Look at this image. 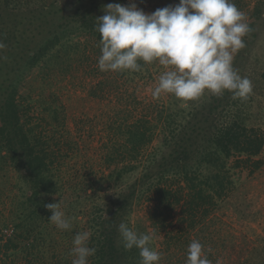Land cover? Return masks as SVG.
I'll use <instances>...</instances> for the list:
<instances>
[{
    "label": "rangeland",
    "instance_id": "374dc122",
    "mask_svg": "<svg viewBox=\"0 0 264 264\" xmlns=\"http://www.w3.org/2000/svg\"><path fill=\"white\" fill-rule=\"evenodd\" d=\"M68 1L75 3L67 6L62 2L64 14L68 10H76V4L80 6L78 0ZM245 1L251 9L254 0ZM109 3V0L103 1V6ZM119 3L125 6L135 3L145 13H152L158 8L175 6L179 0H120ZM31 9L32 6L22 11L28 13ZM82 9L83 6H80L79 10ZM33 12L35 18L27 31V42H31L32 33L36 36L35 41H32H40L58 23L57 16L45 17L44 10L41 12L36 9ZM17 13L14 15L17 18L14 23L21 20L25 24L27 19L22 17L25 14ZM74 24L69 25V33L62 41L63 45L52 49L47 57H43L26 72L16 97L24 114L21 120L26 119V126L32 129L31 135L48 140V149L55 150L51 170L57 179L58 194L53 196L55 201L51 203L60 201V210L70 219L72 227L67 230L69 234L65 235V230L56 228L50 222L46 225L50 232L47 233V240H42L36 246L40 247L36 250L37 257L30 258L32 262H25L23 255L17 252L8 258L13 259L12 264H33V261L36 264H52L53 255H63L72 264L74 236L85 231L91 233V225L86 221L90 220L94 205L99 200L112 205L115 192L132 186L145 171L146 155L158 154L159 158L168 154L167 149L166 152L162 149L159 153L155 151L161 133H167L165 125L157 118L161 106L178 110L189 105L172 94L162 93L158 99L153 98L152 91L160 75L171 70L158 61L143 65L140 71H100V48H96L93 41L86 38L84 31ZM257 27L255 36L246 40V46L234 55L233 66L242 77H248L253 85L247 122L264 129V24L260 22ZM65 47L68 49L65 50ZM8 70L3 69L5 75ZM139 118L148 120L154 126L152 138L141 150V155H137V170L125 176V179L117 180L108 176V171L120 165L114 161L109 162L108 158L115 153L123 139L119 128ZM255 158H260L263 163L253 173L242 167L231 168V192L218 201L217 208L211 213L197 218L193 228L189 225L181 228L182 224L177 220L180 215L179 205L172 210L167 228L179 235L181 243L170 244L169 250L164 243L163 231L151 225L149 214L155 200L151 197L153 192L144 193L147 178L141 179L143 184H137L136 188L132 186L136 194L123 218L137 233L155 234L150 247L162 254L159 264H185L187 248L193 240L203 245L211 264H239L240 260L244 264H264V148ZM232 164L233 160L229 159L228 166ZM155 170L154 166L153 174ZM89 178L94 180L93 188L87 187L78 201V188ZM153 180L157 185L162 182L156 178ZM0 189V224H7L0 229L1 244L13 234L10 203L12 199L16 201L22 195L21 192L28 188L23 179L19 178L16 168L7 163L0 167ZM70 202L80 203L73 209V206H69ZM74 210H81L76 220L71 218ZM170 253L172 256L167 257ZM247 256L250 259H245ZM3 257L0 251V258Z\"/></svg>",
    "mask_w": 264,
    "mask_h": 264
},
{
    "label": "trees",
    "instance_id": "16d2710c",
    "mask_svg": "<svg viewBox=\"0 0 264 264\" xmlns=\"http://www.w3.org/2000/svg\"><path fill=\"white\" fill-rule=\"evenodd\" d=\"M56 1L0 0V40L6 44V48L0 50V57H6L0 59V167L10 163L28 188L21 192L22 195L16 201L12 199L10 203L13 234L0 244V251L4 255L0 258L1 264H12L13 259L8 258L17 252L23 255L25 262L37 257L36 250L40 247L36 246L42 240L46 241L47 233H50L47 226L51 222V215L46 205L54 202L53 196L58 194L57 179L51 170L55 150L48 149V140L32 136V129L26 126V119L21 120L24 114L16 97L24 83V76L43 57H47L52 49L63 45L62 41L68 35L71 23L82 29L86 38L92 40L96 48H100V34L96 30V24L97 17L105 14L101 7L106 0H78L83 9L79 10L80 6L76 4L77 9L73 12L68 10L67 14H64L61 3ZM109 1L119 3L120 0ZM62 2L67 6L75 3L68 0ZM233 2L246 14L252 29L244 37L246 41L255 36L254 31L260 22L264 24V0H254L251 9L245 0ZM31 6L33 9L28 13L22 11ZM36 9L46 11L45 17L57 16L58 23L40 41L33 42L36 36L32 33L30 38L33 41L27 42V31L35 18L33 11ZM17 12L25 14L22 16L27 19L25 24L21 20L20 23H14ZM141 65L145 63L141 62ZM4 68L10 69L6 75ZM250 97L251 95L247 100L234 99L228 91L216 96L206 90L200 98L185 101L189 104L187 108L169 110V106L165 105L158 111L157 118L165 125L167 133H161L155 151L159 153L162 149L166 152L167 149L169 152L159 158L158 154L146 155L145 171L132 186L136 188L137 184H143L141 179L147 178L144 193L153 192L151 197L155 200L149 214L151 225L163 231L167 250L170 244L181 243L179 235L167 228V221L176 206L179 205L180 215L177 220L182 224L181 228L188 225L193 228L197 218L211 213L217 208L218 201L231 192V168L242 167L253 173L261 167L262 160L255 157L264 148V129L247 122L250 117ZM153 128L148 120L141 118L119 128L123 139L108 159L120 166L109 170L108 176L121 180L137 170V155H141V150L151 140ZM126 156L129 158H125ZM229 159L233 160L231 167L228 166ZM154 166L155 174L152 173ZM154 178L162 182L157 185ZM93 183L94 180L89 178L78 188V201L87 187L93 188ZM132 186L115 192L112 205L99 200L92 208L90 220L86 223L91 225L88 245L95 247L96 253L88 258V264H140L139 249L134 247L126 251L118 232L121 222L128 224L123 217L136 194V189ZM1 192L0 189V195ZM75 203L70 202L69 206L75 209L80 202ZM80 212L81 210H74L71 218L76 220V215ZM6 225L0 224V229ZM64 234L69 233L65 230ZM170 256L172 253L167 257ZM245 259L250 258L247 256ZM51 261L52 264H71L63 255H53ZM33 264L36 262L33 261ZM239 264H244V261L242 263L240 260Z\"/></svg>",
    "mask_w": 264,
    "mask_h": 264
},
{
    "label": "clouds",
    "instance_id": "9594fccd",
    "mask_svg": "<svg viewBox=\"0 0 264 264\" xmlns=\"http://www.w3.org/2000/svg\"><path fill=\"white\" fill-rule=\"evenodd\" d=\"M103 11L96 24L100 71H140L141 62L158 61L171 70L160 75L152 91L154 99L166 93L191 101L206 90L216 96L228 91L241 100L252 94L251 80L233 66L234 55L246 46L244 37L252 31L246 14L233 0H179L175 6L152 13H145L135 3H109ZM5 48L0 40V50ZM59 205L60 201L46 205L52 212L49 220L60 230H70L71 221ZM118 232L126 251L139 249L140 264H159L162 254L150 247L154 233H137L124 222L118 225ZM89 240L87 231L74 236L72 264H88V258L95 255ZM185 264H211L198 240L189 244Z\"/></svg>",
    "mask_w": 264,
    "mask_h": 264
}]
</instances>
